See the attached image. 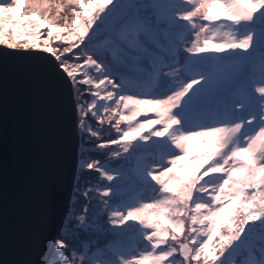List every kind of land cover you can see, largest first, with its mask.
<instances>
[{"label": "snow or ice", "instance_id": "obj_1", "mask_svg": "<svg viewBox=\"0 0 264 264\" xmlns=\"http://www.w3.org/2000/svg\"><path fill=\"white\" fill-rule=\"evenodd\" d=\"M0 46L68 115L28 264H264V0H0Z\"/></svg>", "mask_w": 264, "mask_h": 264}, {"label": "water", "instance_id": "obj_2", "mask_svg": "<svg viewBox=\"0 0 264 264\" xmlns=\"http://www.w3.org/2000/svg\"><path fill=\"white\" fill-rule=\"evenodd\" d=\"M37 67L0 58V264L34 258L44 236L42 193L71 163L66 100Z\"/></svg>", "mask_w": 264, "mask_h": 264}, {"label": "trees", "instance_id": "obj_3", "mask_svg": "<svg viewBox=\"0 0 264 264\" xmlns=\"http://www.w3.org/2000/svg\"><path fill=\"white\" fill-rule=\"evenodd\" d=\"M54 43H58V42H54ZM189 147L193 153H197L203 150L204 144L200 138H194L192 141L189 142Z\"/></svg>", "mask_w": 264, "mask_h": 264}]
</instances>
